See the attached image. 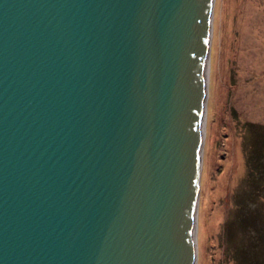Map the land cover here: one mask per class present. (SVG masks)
I'll return each instance as SVG.
<instances>
[{
  "label": "water",
  "instance_id": "95a60500",
  "mask_svg": "<svg viewBox=\"0 0 264 264\" xmlns=\"http://www.w3.org/2000/svg\"><path fill=\"white\" fill-rule=\"evenodd\" d=\"M209 0H0V264H192Z\"/></svg>",
  "mask_w": 264,
  "mask_h": 264
},
{
  "label": "rangeland",
  "instance_id": "374dc122",
  "mask_svg": "<svg viewBox=\"0 0 264 264\" xmlns=\"http://www.w3.org/2000/svg\"><path fill=\"white\" fill-rule=\"evenodd\" d=\"M195 264H264V0H214Z\"/></svg>",
  "mask_w": 264,
  "mask_h": 264
},
{
  "label": "bare ground",
  "instance_id": "6f19581e",
  "mask_svg": "<svg viewBox=\"0 0 264 264\" xmlns=\"http://www.w3.org/2000/svg\"><path fill=\"white\" fill-rule=\"evenodd\" d=\"M210 4L207 7V15L209 16L210 19V27L212 28V23H211V17H212V10H213V2L214 0H209ZM210 28V30H211ZM212 36V31H211V35L210 38ZM207 86H208V68L206 67L205 69V75H204V80L202 83V95H203V99L205 101L206 104V98H207ZM204 116L202 115L200 123H199V141H198V146L200 147V150L202 148V141L204 139V132H205V124H204ZM202 158V156H201ZM195 260H196V216L194 214V229H193V257H192V264H195Z\"/></svg>",
  "mask_w": 264,
  "mask_h": 264
}]
</instances>
